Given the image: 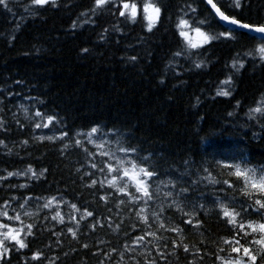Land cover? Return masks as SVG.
I'll return each instance as SVG.
<instances>
[{"label": "trees", "instance_id": "obj_1", "mask_svg": "<svg viewBox=\"0 0 264 264\" xmlns=\"http://www.w3.org/2000/svg\"><path fill=\"white\" fill-rule=\"evenodd\" d=\"M214 2L226 14L244 22H264V0H248L240 9L230 7L231 0ZM159 4L162 15L152 32L146 30V22L140 18L130 23L113 14L117 10L111 4L93 12L94 0H56V6L48 4L43 8L32 6L30 0H9L8 8L0 6V140L7 145L0 146V175L6 176L10 171L24 173L29 167L38 172L47 169L39 180L29 178L30 174L0 180V207L8 203L9 216L19 212L25 225H35L34 235L26 241L28 247L11 251L0 264H48L47 259H30L37 251L45 258L57 257L55 264H99L112 249L116 251L105 264H132L128 253L120 262L124 244L131 243L143 231L157 230L158 225L147 229L137 219L135 206L116 207L119 200L127 197L111 188H100L99 184L95 188L86 186L92 179H104L103 174L90 168V163L107 158L87 156L76 147L74 139H81L90 152L100 151L86 137L77 136L78 132L100 128L103 135L99 139L109 141L112 150L117 141L135 148V155L148 157L150 170L156 168L160 173L154 179H171L178 186L203 174L204 167L221 172L214 163L222 158L221 153L237 159L243 157L250 162L249 167H264V121L249 119L247 115L250 107L264 99V63L243 56L262 41L251 39L252 34L245 30L235 29V39L221 38L189 51L178 35L180 17L192 23L205 21L200 26L210 34L229 26L218 19L204 0H159ZM188 5L196 11L191 12ZM177 52L183 55L176 56ZM235 59L244 61L239 71L232 68ZM196 63L203 66L197 68ZM229 77L232 83L224 84ZM220 89H229L231 94L218 96ZM36 111L54 116L53 125L36 129L35 124L40 122L34 116ZM62 131L69 134L64 140L37 139L59 136ZM65 144L69 145L66 149ZM85 172L94 175L87 176ZM21 184L28 187L21 188ZM220 187L202 182L195 193H189L193 202L202 200L209 209L200 213L199 229L182 223L184 217L172 208L164 212L169 226L182 227L183 242L193 251L200 249L203 257H194L180 248L175 250V256H168L171 264H188L193 259L196 264H220L214 254L228 255L230 246L222 240L231 238V233L224 221L218 219L212 202L215 195H225L218 192ZM106 194H110L108 204L99 199ZM235 195L237 199H246L239 192ZM53 196L56 200L44 208ZM28 197L33 199L20 208ZM161 199L157 197L153 207ZM73 203L81 212L88 208L94 213L81 222L78 239L67 232L68 227H76L75 222L69 223L70 216L77 220L80 216L71 209ZM167 203L164 201L165 206ZM25 211L34 215L26 216ZM57 211L64 217V224L51 219ZM95 219L105 226H98L95 232L85 228ZM0 221L21 227L16 221L2 217ZM132 225L137 226L136 231ZM56 232L62 234L57 237ZM157 236L165 239L149 236L151 243L132 253L140 264L145 262L141 253L146 250L152 251V257L147 259L155 257L160 262L153 245L167 244L166 251H172L171 240L177 239L176 235L160 229ZM83 244L89 247L83 248ZM220 247L226 251L219 252ZM94 252L100 254L93 255Z\"/></svg>", "mask_w": 264, "mask_h": 264}, {"label": "snow or ice", "instance_id": "obj_2", "mask_svg": "<svg viewBox=\"0 0 264 264\" xmlns=\"http://www.w3.org/2000/svg\"><path fill=\"white\" fill-rule=\"evenodd\" d=\"M247 2L248 0H231L229 6L240 9L243 4ZM207 3L215 10L219 19L229 27H226L224 31L219 33L210 34L202 30L200 26L204 24L205 21L200 20L192 23L190 19H185L183 16L180 17L177 24V31L178 35L184 41L187 50L194 51L200 49L210 44L212 41L221 38L235 39V29H242L246 30V33L253 34L250 37L251 39L259 38L262 41L259 47L243 53V56L264 63V22H244L235 15L226 14L217 6L214 0H207ZM30 4L35 7L43 8L48 4L56 6V0H30ZM109 4L117 10L113 14L126 18L130 23H136L138 18L146 22L145 27L148 32H152L153 28L160 22L162 15V8L159 4V0H94L95 6L92 11L95 12L96 9H103ZM0 6L8 8L9 0H0ZM188 8L191 12L196 11L195 8H191V5H188ZM32 14L35 15L36 13ZM84 15L87 14L85 13ZM187 15L188 12H185V16ZM87 22L88 21H85V23ZM75 27L76 24L73 23V28ZM105 31H107V29H105ZM191 33L195 35L193 36ZM84 51H87V49ZM175 55L180 56L183 55V53L177 52ZM237 56L239 57L241 54L237 53ZM131 59L135 60L136 58L132 57ZM195 66L200 68L203 65L202 63H196ZM243 67L244 61L242 59H235L232 63V68L236 71H239V69ZM223 83L230 85L232 83L231 77L223 81ZM216 94L218 96H229L231 92L229 89H220ZM247 115L249 119L264 121V99H260L254 107H250ZM34 116L40 118V122L35 124L36 129L48 128L50 125H53L55 120L54 116H49L42 111H36ZM68 135L67 131H62L59 136L37 137V139H46L54 142L57 139L64 140ZM76 135L86 137L89 144L100 149L99 152H90L89 149L84 146L83 140L74 139L75 146L81 148L87 156L93 158L96 156L107 158L106 160L101 159L90 163V168L103 174L104 179H92L90 184L86 186L95 188L99 184L100 188H111L114 193L127 197V200H119L116 204L117 208L121 205L131 204L136 207L135 216L147 229H151L158 225L156 231H143L142 234L133 237L131 243L126 242L124 244V250L119 253L120 262L124 261L125 253H128L132 264H140L132 253L139 248H146V246L151 243V241L147 240L149 236L156 240L165 239L164 237L157 236V231L160 229L166 232H172L176 235L177 239L171 240L172 251H166L168 248L167 244H164L163 247L153 245L152 247L156 255L159 256L161 260L158 262L155 257L147 259L148 257H152V251L146 250L144 253H141V255L145 256L144 264H163V262L171 264V262L168 261V256H175V250L180 248H182L184 253H189L194 257L198 256L200 259H203V257L200 256V249L197 248L193 251L188 244L183 242L184 229L179 225L169 226L168 218H165L163 214L167 208H172L184 217L182 223L199 229L202 226V222L198 217L201 212L207 213L209 209L202 200L199 203L193 202L189 193H195L197 191L196 186L202 182H206V184L212 186L221 185L218 192H223L225 195L223 197L215 195L212 202L217 209L216 215L218 219L224 221L231 233V238H223L222 240L224 245L230 246V249L227 250L228 255L225 257L216 253L214 254L216 255V259L220 261V264H258V261L259 264H264V167H249L248 165L250 162L247 159L243 157L237 159L234 156L221 153L222 158L214 160L215 167L220 169L221 172H214V170L204 167L202 168L203 174L198 175L196 179L191 181H185L182 186H178L177 183L171 179L167 181L163 179H154V177H159L160 173L156 168H151L150 170L147 165L148 157H137L135 155V148L125 147L117 141L116 149L112 150L109 146V141L99 139L103 135L100 128L92 127L90 131L78 132ZM23 143L27 144L28 141H24ZM0 146L7 147L3 140H0ZM68 146V144H65L64 148L66 149ZM117 153L123 155L120 156L117 155ZM223 170L227 171L224 172ZM77 171H79V169ZM46 172L47 169L38 172L32 167H29L24 173L10 171L6 176L0 175V180H8L11 177L21 175L29 176V174V178L39 180L44 178ZM84 175L92 176L94 173L85 172ZM192 175L196 176L197 174L192 173ZM220 175H225L229 178L219 179L218 176ZM176 179H180V177ZM19 187L25 188L28 187V185L21 184ZM162 189L170 190L162 191ZM229 189L232 190L231 193H229ZM236 192H239L240 195L246 199H237L235 195ZM203 196L204 193H201V197ZM157 197H162V199L159 205L153 207ZM12 199L15 200L17 197H12ZM31 199L33 198L28 197L19 207L24 208V205ZM99 199L103 200L105 204H108L110 201V194L102 195ZM197 199L199 200L200 198ZM55 200L56 197L53 196L46 201L43 207L49 208ZM164 201L168 202L166 206ZM70 207L74 212L80 213V216L78 220L74 215L70 216L69 223L75 222L76 227H68L67 232L71 234L73 239H78L77 233L79 232L81 222L93 217L94 213L88 208H84L81 212L80 208L74 203L70 204ZM8 208H10L8 203L0 207V217L4 220L19 222L21 227H12L0 221V261L6 260L9 253L13 250L19 251L27 248L28 243L26 241L28 236L34 235L32 228L35 227V225H25L19 212H16L14 216H9ZM108 211H112V209L109 208ZM24 215L31 217L34 213L25 211ZM51 219L57 220L60 224L65 223V219L59 211H57ZM122 222L123 221H121V223ZM111 224L112 222L109 220L108 226L111 227ZM98 226L103 228L105 224L102 223L100 219H95L94 221H89V223L85 225V228H90L91 231L95 232ZM25 228H27V231H25ZM116 228L119 229V224L116 225ZM132 228L134 231L137 230L136 225H132ZM54 234L59 237L62 232H56ZM247 237L251 239H245ZM242 240L244 241L243 243H241ZM57 243H60V241L58 240ZM9 245H13L14 247H9ZM253 245L256 247H253ZM82 247L88 248L89 245L83 244ZM115 251V249H112L106 252L103 259L99 261V264H105V260L111 259ZM218 251L225 252L226 249L220 247ZM99 254V252L93 253V255ZM30 259L36 261L47 259L48 264H55L57 257L45 258L42 252L37 251ZM188 264H196V260H190Z\"/></svg>", "mask_w": 264, "mask_h": 264}, {"label": "water", "instance_id": "obj_3", "mask_svg": "<svg viewBox=\"0 0 264 264\" xmlns=\"http://www.w3.org/2000/svg\"><path fill=\"white\" fill-rule=\"evenodd\" d=\"M205 2H206V4L208 5V7L213 11V13L216 15V13H215V10L214 9H212V7H211V5H209L208 3H207V0H204ZM217 16V15H216ZM218 17V16H217ZM218 19H219V17H218ZM220 20V19H219ZM221 21V20H220ZM224 25H225V23L223 22V21H221ZM227 26V25H226ZM234 27V26H233ZM246 31V30H245ZM251 34V33H250ZM253 35V34H252Z\"/></svg>", "mask_w": 264, "mask_h": 264}, {"label": "rangeland", "instance_id": "obj_4", "mask_svg": "<svg viewBox=\"0 0 264 264\" xmlns=\"http://www.w3.org/2000/svg\"><path fill=\"white\" fill-rule=\"evenodd\" d=\"M192 35L194 36L195 34L193 33Z\"/></svg>", "mask_w": 264, "mask_h": 264}]
</instances>
